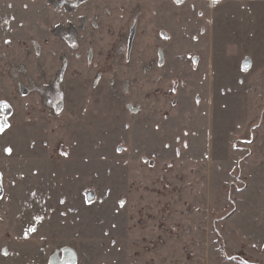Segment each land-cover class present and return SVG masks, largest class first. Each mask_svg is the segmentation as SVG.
<instances>
[{"label": "rangeland", "instance_id": "1", "mask_svg": "<svg viewBox=\"0 0 264 264\" xmlns=\"http://www.w3.org/2000/svg\"><path fill=\"white\" fill-rule=\"evenodd\" d=\"M0 102V264H264V0H0Z\"/></svg>", "mask_w": 264, "mask_h": 264}, {"label": "snow or ice", "instance_id": "2", "mask_svg": "<svg viewBox=\"0 0 264 264\" xmlns=\"http://www.w3.org/2000/svg\"><path fill=\"white\" fill-rule=\"evenodd\" d=\"M0 105H2L3 107H10L9 105H7L6 104V102H0ZM9 125L7 124V121L6 120H2V121H0V131H3V129L5 128V127H8ZM5 151L7 152V153H11V149L10 148H8V149H5Z\"/></svg>", "mask_w": 264, "mask_h": 264}]
</instances>
